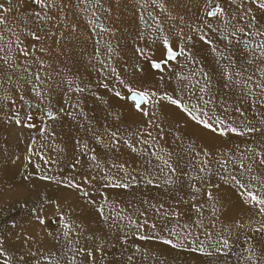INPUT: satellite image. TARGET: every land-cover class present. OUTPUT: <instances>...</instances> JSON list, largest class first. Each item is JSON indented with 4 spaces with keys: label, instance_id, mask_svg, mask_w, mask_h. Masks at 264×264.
<instances>
[{
    "label": "snow or ice",
    "instance_id": "snow-or-ice-1",
    "mask_svg": "<svg viewBox=\"0 0 264 264\" xmlns=\"http://www.w3.org/2000/svg\"><path fill=\"white\" fill-rule=\"evenodd\" d=\"M92 2L79 0L77 7L83 5V11L87 12ZM94 2L97 8L101 6L100 0ZM31 3L36 6L28 14L31 20L21 22L16 17L10 22L12 0L0 2V121L7 127L36 130L41 138L39 145L35 136L28 141L24 167L34 164L36 172H26L24 179L30 181L35 175L58 189L74 191L84 205L95 212L98 222L107 231L101 229L100 235L89 231L81 220L72 218L71 210L62 207L58 198L37 193L32 207L28 208V200L17 203L28 208L26 224L36 225L38 230L29 234L24 224L13 221L11 230L0 231V264H98L105 258L106 246L113 238L122 247L131 238L156 240L173 249L187 248L203 256L216 257L217 264L220 257L232 255L236 256V264H264V242H252L254 234L264 238V0H189L184 5L190 13L187 18L174 14L166 0H135L133 14L139 25L136 41L151 40L153 46L141 47L134 42L136 60L132 64V79L122 77L110 63L112 57L118 55L111 44H105L107 61L98 60L99 47L95 48L93 59L98 60V71L103 77L99 86L128 105L133 114L145 119L134 121L123 130L105 127L100 131L91 122L79 126L109 152L126 148L136 154L139 170H129L124 163L115 161L108 164L98 158L96 150L86 140L77 139L75 150L90 163L87 173H76L81 163L77 158L70 165L74 174L68 176L48 174L50 169L34 163L32 157L36 156L44 165L56 163L42 151L45 148L63 151L51 143L55 136L50 131L51 124L62 116L73 120L82 116L87 120L82 109L77 113L65 107L54 108L51 103L53 84L65 96L90 89L74 86V82L66 78L55 82L49 72L51 64L42 58L49 53L38 31H43L44 26L54 20L53 10L63 13L62 0H31ZM92 16L98 18L96 10L92 11ZM88 24L93 26V31L95 27L111 31L95 25L94 19ZM29 25L39 28L34 30ZM76 27L72 25L73 32ZM50 35L56 33L49 29L44 32V39H50ZM63 38L61 32L60 39ZM29 39L36 43H28ZM94 43L98 45L100 41ZM197 43L208 46L213 71H206L192 51ZM157 53L159 58H156ZM137 73L141 74L139 86L134 79ZM149 75L161 85L145 86L143 81ZM166 79L174 80L171 92L162 90ZM25 93L35 102L26 98ZM69 107L79 108V103ZM165 108L178 113L177 129L192 124L213 138L234 136L243 138L242 142L227 148L185 144L176 133L173 135L176 148L166 146L167 142L162 141L170 133H166L167 118H162ZM37 118L41 121L39 126L33 122ZM115 119L119 120L120 115ZM19 159L15 156L12 163ZM141 185L173 192L177 196L175 206L166 207L163 202L157 204L149 200H141L140 206L133 201L122 205L110 199L105 191ZM228 194L237 197L245 215L216 230ZM181 204L193 210L195 219H190L177 231L176 227L168 228L167 222H179ZM52 218L56 223L54 231L49 230ZM157 219L165 225L158 226ZM194 230L202 231L212 241L211 250ZM241 235L249 247L237 253L234 246ZM13 237L20 248L15 247ZM45 239L51 241L50 246L44 244ZM137 254L143 255L138 247L127 255V264H133Z\"/></svg>",
    "mask_w": 264,
    "mask_h": 264
},
{
    "label": "bare ground",
    "instance_id": "bare-ground-1",
    "mask_svg": "<svg viewBox=\"0 0 264 264\" xmlns=\"http://www.w3.org/2000/svg\"><path fill=\"white\" fill-rule=\"evenodd\" d=\"M120 1L121 0H100L101 6L97 8V5L95 4L93 0V2L88 8V11L85 12L83 11V7H84L83 5L77 7L79 0H62V3L65 5L66 8H68V11L70 14V16H67L65 14L63 20H65V22H68V21L72 22L74 25L77 26L78 30L83 31L85 34H84V38H80L79 40L74 38V39H70L68 42L66 41L67 44L64 42L65 39L64 41H61V42H64L66 44V47L68 48H67V51H65L66 54L62 60L60 61L55 60L53 62L50 73L52 74L53 80L55 82H59L60 80L66 78L67 80H72L74 83H77L78 82L77 81L78 72H80V70H82L84 66L86 67L88 65H99L98 60L107 61L108 55L106 53L105 44H111V46L113 47V49H115L117 53H121V52L127 53L133 49L134 42L145 44L147 43V41H149L150 43H152L151 40L136 41V33H137L139 25H138V21L136 20L133 14L135 0H129L128 4L131 5L129 7L127 6V4L125 6H122L124 7L125 13L128 14V17H130L129 8H131L130 13H132L131 20L128 19L127 17L124 23L121 22L123 23V26L127 25L126 27L123 28V26L122 27L120 26L119 28L116 25V23L113 21L115 25L109 26L110 24L109 23L108 26L106 27L107 29H110L111 31L100 32L101 28L99 29L100 30L99 31L98 30L99 27H95V31H93V26L89 25L88 21L94 19L95 25L104 26V21L106 19L104 16L106 17H108V15L110 16L111 12L115 8H117ZM0 2H3V0H0ZM27 2L28 0H12L14 7H13V13L10 14L8 17L10 22L14 21V18L16 17H18L21 22L23 19H29V20L32 19V17L28 14L32 10H34V8L32 9L31 6ZM180 2H181L180 0H166L167 6L169 7L170 10H173L174 14L179 13V14L185 15L187 18L190 15V13H188L184 5L187 4L189 0L185 4L184 3L181 4ZM17 5L19 6L18 9L15 7ZM68 5H71V7H68ZM174 5H175V8H173ZM105 9H109L110 11H105ZM93 10H96L98 18H94L92 16ZM52 13L55 14L56 18H61L63 16L64 11L63 13H57L55 10H53ZM120 14L124 16L123 13H120ZM109 18L111 19V17ZM75 20H77V22ZM29 27H33L34 30L39 28V26H34V25H29ZM54 27H55L54 24L52 26L48 23L47 25L44 26L43 31L44 30L48 31L49 29L53 30ZM60 27H61V24H60ZM167 27L168 25L165 24L166 30H167ZM65 28H64V31H65ZM66 30L68 31V29ZM43 31H38V34ZM79 36H80V33H79ZM90 36L91 38H88ZM97 40L100 41L98 45L94 43ZM50 41L51 40H49V42ZM27 42L33 43L34 41H31L29 39ZM197 44L199 45V43ZM64 46L65 45H63V47ZM96 47H99L100 49L98 60L93 59ZM192 51L194 53L204 54L206 56V59L203 58L205 70L209 72L213 71L214 64L212 62L211 55L208 53L207 45H203L202 48H199L196 45L192 49ZM119 56L117 57L113 56V58L114 57L118 58ZM74 75L76 77H74ZM137 79L139 80V81L136 80L139 86L140 77ZM147 83H154L155 85L156 84L161 85V82H159L157 79H154L151 76H148L143 81V84L145 86H148L146 85ZM174 87H175L174 80L166 79L164 82H162V90H167L171 92ZM58 93H59L58 89H56L55 85L53 84V91H52L51 96L58 95ZM25 95H28V97L30 99H33V101L35 102V99L31 97L29 93H26ZM104 101H107V104H105ZM95 110H97L96 113L98 116H95L94 118L97 120L91 121V125L95 129H98L100 131H103L105 127H109L113 129H115L116 127H119L121 130H123L127 125L133 124L134 121L138 122L137 119L140 117V116L130 117L129 116L130 113L128 111L126 112V108L122 104L116 103L110 97L109 98L107 97L105 100L103 99V101H100V104H97ZM117 114L120 115L119 120L115 119V116ZM249 115H251V113H249ZM165 117L168 120V126L166 128V133H170V134H166L165 141H162V143L167 142L166 146L170 145L171 148H176V142L173 140V135L176 133H179V135L182 137V140L185 144L191 142L197 145L220 147V148L231 147L233 144L241 143L243 139V138H237L234 136L231 138H228V137L221 138L218 136L213 138L209 133L202 131L201 129L195 127L192 124H189L187 127L182 126L179 129H177L175 127V122L178 120L179 116H178V113H176L172 108H165L163 110L162 118H165ZM141 119L142 117H140L141 122L144 121ZM9 129L10 130L8 133V137H10L9 140L11 142V137L14 136V133H16L15 126L9 127ZM81 134L84 135L82 141L86 140L89 143L90 147L95 148L96 154L100 160L107 161L108 164L114 161L124 163L126 167L129 168V170H131L132 168H136L137 170H139V157L136 156V154L131 153L128 149L120 148L118 152H109L102 144H97L92 139L89 133H86L83 130ZM68 139H69V136H68ZM4 143L6 144L4 147L0 146V175H2L3 178L10 176V175H7L8 172H10V166L8 164L9 156L11 154L16 153L14 149H16L17 151L22 149V148L19 149L21 145V144L20 145L18 144L19 142L17 143L19 145L17 146V148L15 147V144L13 143H9V142L8 143L4 142ZM21 143H23V141H21ZM75 149H76V145H74L72 148L64 147L62 148L63 151H55V150H50L49 148H45L42 150L44 154L47 155L51 161H56V163H50L47 166L44 165L42 162H37V163H40L45 170L50 169L48 173L50 175H64V176L73 175L74 172L66 174V173H63L62 171H63V168L68 158L72 156L80 155V153L77 152ZM32 160L34 161V163H36V160H39V159L36 156H33ZM89 163L90 161L81 163L80 168L78 170H75V172L76 173H87ZM16 185L18 187H21L24 193H20L17 190L18 187H16L15 188L16 191L12 195H4V196L0 195V200H1L0 202V231L11 230L10 225L13 221L17 222L18 224H24L25 230H27L29 234H35L36 230H38L36 225L28 226L26 224V221L24 220L28 218L27 216L28 208L21 207V205L17 203V201L28 200L29 201L28 205H30L31 207L32 201H34L37 198V193H41V192L47 193L50 197H54V198L58 197L59 195L61 197V200L64 199L65 201L66 199H69L71 195H72V198L74 199L73 197L74 195L71 193L70 190H66L62 187L58 189L56 185L54 184L49 185L46 182L38 181V179H36V176L32 177L30 181L24 180V181L19 182V184H16ZM97 187H99V185H97ZM105 191L107 192L110 199L119 201L122 205L126 204L128 201H133L136 206H140L141 200H149L152 203H157V204L160 202H163L165 206L168 207V206H175V202L177 199V196L173 192L166 193L163 188L158 189L156 187L147 186V185L144 187H141V186L134 187V188H130L127 190L106 189ZM180 195H183V193H180ZM25 196L26 198L22 199ZM225 199H226V205L223 209H221V212H222L221 220L220 222L217 223L216 230H220L224 226V224L231 223L235 218L244 217L245 215V210L234 199V195L228 194L225 196ZM77 201H75V203L69 204V206L65 208L67 210H71L72 218L73 219L77 218L81 220L86 225L89 231H96L98 235L102 234V232L100 231L101 229H103L104 231H107L106 227L104 225H101L98 222L95 212L91 210L90 208L86 207L82 201H78V202ZM144 207L146 208L147 205H144ZM179 211L181 212L183 217H180L179 222H177L176 220L168 221L167 222L168 228L176 227L177 231H180V228L183 226V224L188 223L190 219H195V214L193 210L189 208L188 205H184V204L179 205ZM205 215H207V213H205ZM156 223L158 224V226H161V227L165 225V222L160 221L159 219L156 220ZM209 229L211 230L210 225H209ZM16 231H19V229H17ZM194 231H195V234L198 235L200 239L204 241V246L208 250H211L210 245L212 241L208 237L203 235L202 231H196V230ZM164 235L166 236L167 232H164ZM256 241L264 242V238H262L258 234V237L254 238L252 242H256ZM13 242L15 243L16 248H20L19 242H15L14 237H13ZM115 243H117L118 245L117 247L113 246L114 248L111 247V253H110L111 257H109V255L107 254V250H106L104 254L105 258L103 260H99L98 264H127V259H126L127 255L132 253L134 249L137 247L140 249V252L143 253V255L137 254L136 259L134 260L133 264H217L216 257L203 256L200 253L192 252L187 248H185V250H181L179 248L173 249L170 246L164 245L161 242L156 241V240L140 241V240L131 238L129 239L128 243L122 247V245L118 243L115 238H113L111 244L109 245L112 246V244H115ZM44 244L50 246L51 241L48 239H45ZM234 247H235V252L243 253L244 249L249 247V243H246L244 236L241 235L239 243L235 245ZM151 248L153 251L151 250ZM224 261H227V264H236V256L232 255L229 257L219 258V264H224Z\"/></svg>",
    "mask_w": 264,
    "mask_h": 264
},
{
    "label": "rangeland",
    "instance_id": "rangeland-1",
    "mask_svg": "<svg viewBox=\"0 0 264 264\" xmlns=\"http://www.w3.org/2000/svg\"><path fill=\"white\" fill-rule=\"evenodd\" d=\"M180 1H181L180 2L181 4H183V3L185 4V3H187L188 0H180ZM27 3L31 6L32 9L33 8L36 9V6L31 3V0H28ZM128 3H129V0H121L119 5L117 6V8H115L111 12L110 16L109 15H108V17L104 16L106 19L108 18L107 20H109V21H107L105 19L103 28H106L109 23L111 24V25L109 24V26H113L116 23V25L119 28H120V26L122 27L123 23L125 22V19L128 17V14L125 13L124 7H122V6H125L126 4L128 7L131 6ZM12 5L14 6L13 3H12ZM130 10H131V8H129V16L130 17H128V19L131 20L132 19V13H130ZM120 13H123L124 16H122V14H120ZM52 14H53L54 20L50 21L49 24L52 26H53V24L55 25L54 29L53 30L51 29V31L55 32L56 35H50V39L45 40L44 39V32H47V30H44L43 32H40L38 34L41 36V39L44 40V46L48 49V53H49L46 56H42V58L44 60H46L47 63L51 64V66L53 65V62L55 60L60 61L64 58V56L66 54L65 51H67V48H68V47H66V44L70 39L75 38V39L79 40L80 38H84V34H85L83 31L78 30L77 27H76V31L73 32L71 27L74 24L70 21L65 22V20H63L65 14L67 16H70L68 8H66V7L64 8V13H63V16L61 18H56L55 14L54 13H52ZM109 17H111V19ZM75 21L77 22V20H75ZM106 21H107V23H106ZM121 22H123V23H121ZM60 24H61V27H60ZM65 25H67L68 28L67 27L65 28ZM126 26H123V28ZM64 28H65V31H64ZM66 29H68V31ZM99 29H100V27L98 28V30ZM61 32H63V34H64L63 40L60 39ZM100 32H103V31L101 30ZM79 33H80V36H79ZM77 36H78V38H77ZM64 39H65V41H64ZM49 40H51V41L49 42ZM57 40H60L59 41L60 43H57ZM61 41H64L66 44L64 42H61ZM62 44L65 46L63 47ZM138 44L141 47L147 46V47L151 48L153 46L152 43H150L149 41H147V43H145V44H142V43H138ZM196 45L199 48L203 47V45L200 43H199V45L198 44H196ZM63 52H64V54H63ZM195 55L197 56L198 59L200 58L199 60L204 64L203 58L206 59V56L204 54H199V53H195ZM117 56H119V57L116 58ZM116 57H114V58L112 57V60L110 61V63L114 64V66L117 67V70L120 72V75L122 77L132 79L131 72L134 71V69H132V64L136 60V57L134 56L133 49L127 53L126 52L125 53H123V52L118 53V55H116ZM156 58H159V53H157ZM143 66L146 68V70L148 72L151 71L150 69H147L146 64H144ZM125 67H127V71H125ZM99 68H100V64L99 65H88L86 67L84 66V68L82 70H80V72H78V75L75 74V75H77V81L78 82L74 83V84L79 85L81 87L88 86L90 90H86L82 94L72 92V93H69L68 96H65L64 93H62L61 91L58 90V92H59L58 95H52L51 96V103L54 106V108L65 107V108H68L69 111H73V112H77V113L82 109L84 115L87 117V120H85L82 116H78L77 120H73L68 116H62L60 120L51 124L50 131L55 133V136L52 138L51 143L55 146H58L59 149H62L64 147H71L72 148L75 145V140H77V139H80L81 141L83 140L84 135L81 133L84 129L81 128L79 125L84 124L86 126L89 122L96 121L97 119L94 118L95 116H98L96 113L97 110H95L96 106H97V104H100V101H103V99L105 100L107 97L108 98L110 97L116 103L122 104L126 108V112L128 111L130 113L129 114L130 117L140 116L138 114H133L131 111V108L128 105H126L123 101L119 100L114 95H112V93L109 90L104 89L103 87L99 86V81L103 80V77L100 75V72L98 71ZM50 71H51V69H49V72ZM75 75H74V77H76ZM140 75L141 74L137 73V75L134 79L139 81L137 78H139ZM149 76H151V75H149ZM106 82L110 83V85L112 84V81H106ZM146 85L157 86L158 84L155 85L154 83H147ZM91 93H95V95H92ZM25 96H26V98H29L28 95H25ZM69 96H70V100H69ZM97 97H101L102 100L97 99ZM65 100H69L68 104L65 103ZM17 102H18V104L21 103L18 98H17ZM77 103H79V108L69 107L70 104H77ZM34 115H36V113H34ZM140 117H142V116H140ZM140 117L137 119L138 122H141ZM141 120H144V118L142 117ZM33 122L35 124H37L38 126L41 123V121L38 118L34 119ZM9 130H10L9 127L5 126L4 123L2 121H0V146L4 147L6 145L4 142H6V143L9 142V143L15 144L16 148H17V146H19L21 144L19 149L20 148H22V149H20L18 151L16 149H14V151L16 153L11 154L8 158V164L10 166V172H8L7 175H10V176L3 178V176L0 175V195H2V196L12 195L16 191L15 188L18 187L16 184H19V182L25 180L24 175L26 172H28V173H35L36 172V169L33 165H28L27 168L24 167V165L27 164V161L24 160V156L26 155V146L28 144L30 137H33V136L37 137V144L38 145H39V143L42 142L41 138L38 136L36 130L29 131L28 129H22L21 130V129H17V128H15L16 133H14V136L11 137V142H10V140H9L10 137H8ZM68 136H69V139H68ZM21 141H23V143H21ZM49 149L53 150L52 148H49ZM14 155L20 157V159L17 160L15 164L12 163V159L15 157ZM75 158H80L81 163L89 161L86 156H82V157H81V155L72 156V157L68 158V160L66 161L65 166H64L63 171H62L63 173L68 174V173L74 172L73 169L70 167V165L75 162V160H76ZM37 162L43 163V161L40 159L36 160V163ZM79 168H80V165L77 166L76 170H78ZM11 169H13V170H11ZM38 181H40V180H38ZM14 184H15V186H14ZM144 186H146V185H141V187H144ZM17 190L20 193H24V191L21 187H18ZM114 190H117V189H114ZM70 191L74 195L73 196L74 199L72 198V195L69 199H66V201L64 199L61 200V197L59 195H58V197H56L58 199L60 197L59 201H60L62 207H64V208H67L69 206V204L75 203V201H77V200L81 201L80 198L77 196V194L74 191H72V190H70ZM25 198H26V196L23 197L22 199H25ZM234 199L239 203V201L235 195H234ZM15 200H17V199H15ZM0 202H1V200H0ZM240 206L243 207L241 204H240ZM29 207H30V205H28V208ZM181 217H183V215H181ZM27 219H25L24 221H27ZM55 229H56L55 219L52 218V222L50 224L49 230L54 231ZM256 237H258V234H254V238H256ZM117 245L118 244L115 243V244H112V246H110V245L107 246L106 250H107V254L109 255V257H111L110 256L111 247H113V246L117 247ZM151 250H152V248H151ZM181 250H185V248L181 249Z\"/></svg>",
    "mask_w": 264,
    "mask_h": 264
}]
</instances>
